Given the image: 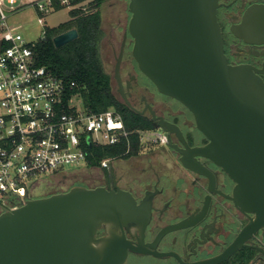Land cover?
Segmentation results:
<instances>
[{
    "label": "flooded vegetation",
    "instance_id": "flooded-vegetation-1",
    "mask_svg": "<svg viewBox=\"0 0 264 264\" xmlns=\"http://www.w3.org/2000/svg\"><path fill=\"white\" fill-rule=\"evenodd\" d=\"M260 5L264 0H218L228 63L262 66L264 41L244 35L246 26L259 27L262 18L249 12ZM115 6L118 11L102 26L100 43L108 52L100 56L110 90L129 118L152 125L166 141L115 159L82 178L79 186L57 193L102 187L115 194L117 208L106 212L93 245L100 258L113 257L116 264H264V225L235 200L238 182L212 157L196 152L209 140L197 128L194 114L138 69L128 0ZM160 122L173 129H163Z\"/></svg>",
    "mask_w": 264,
    "mask_h": 264
},
{
    "label": "water",
    "instance_id": "water-1",
    "mask_svg": "<svg viewBox=\"0 0 264 264\" xmlns=\"http://www.w3.org/2000/svg\"><path fill=\"white\" fill-rule=\"evenodd\" d=\"M217 6L218 0H128L132 55L160 92L194 114L209 140L196 152L238 182L235 200L264 225V62L260 68L227 62ZM249 15L262 21L243 34L264 41V5ZM78 35L72 27L53 43L60 47ZM159 126L173 129L167 122ZM114 195L102 187H74L1 212L0 264H116L113 257L100 258L93 245L106 212L117 208Z\"/></svg>",
    "mask_w": 264,
    "mask_h": 264
},
{
    "label": "built area",
    "instance_id": "built-area-1",
    "mask_svg": "<svg viewBox=\"0 0 264 264\" xmlns=\"http://www.w3.org/2000/svg\"><path fill=\"white\" fill-rule=\"evenodd\" d=\"M87 1V0H84ZM83 1V2H84ZM39 13L70 0H30ZM43 27L36 40L26 39L8 22L0 0V213L30 199L40 175H63L62 166L88 161L96 148L105 149L126 141L130 135L156 144L166 141L158 129L129 130L114 107L92 110L84 102L78 83L53 74L37 62L33 49L46 36ZM118 156L106 155L101 168ZM36 190V189H35Z\"/></svg>",
    "mask_w": 264,
    "mask_h": 264
},
{
    "label": "trees",
    "instance_id": "trees-1",
    "mask_svg": "<svg viewBox=\"0 0 264 264\" xmlns=\"http://www.w3.org/2000/svg\"><path fill=\"white\" fill-rule=\"evenodd\" d=\"M83 1L70 0V3L74 5ZM103 1L89 0V10L71 9L70 20L57 27H47L45 38L36 41L33 45L37 62L65 80H75L79 85V88L75 90L81 91L83 100L90 109L98 111L112 106L121 113L129 130L152 128V125L129 118L110 90L109 76L104 71L100 56V43L104 31L99 7ZM64 6L66 5L57 3L55 9ZM72 27L78 30V37L65 45L56 47L53 36ZM139 150V134L135 132L130 135L129 144L124 141L105 149L96 148L95 157H90L89 160L94 165H99L101 158L107 154L118 157L122 154L128 156L136 154Z\"/></svg>",
    "mask_w": 264,
    "mask_h": 264
},
{
    "label": "rangeland",
    "instance_id": "rangeland-1",
    "mask_svg": "<svg viewBox=\"0 0 264 264\" xmlns=\"http://www.w3.org/2000/svg\"><path fill=\"white\" fill-rule=\"evenodd\" d=\"M117 1L118 0H104L100 5L99 9L102 14L103 27H106L107 19L112 17L116 11H118V7L115 6ZM113 2L116 3L111 5ZM89 7L90 3L89 0H87L82 2L80 6H64L60 9H53L45 13H39L37 9L32 4H30V2H28L15 10H6V12L8 14V22L12 25V27L15 28V30L21 32L22 35L28 40H36L41 36L43 29L37 20L38 16L43 18L46 27H57L58 25L71 19V9L79 8L86 11L90 9ZM100 53L102 57L105 58L108 52L105 48H100ZM105 67H108L107 64H105ZM160 146L161 145L148 140L140 141L141 150H151ZM124 156L125 155L122 154L116 159ZM61 168L63 171H68V173L49 177H46L45 175L38 176L37 179H40V181L37 182V189H34L31 198L48 196L50 194L57 193V191L60 190H67L71 186H79L83 180L82 178H84L86 175H95L97 168H100V166L94 165L92 161L88 160L80 163L66 164Z\"/></svg>",
    "mask_w": 264,
    "mask_h": 264
},
{
    "label": "crops",
    "instance_id": "crops-1",
    "mask_svg": "<svg viewBox=\"0 0 264 264\" xmlns=\"http://www.w3.org/2000/svg\"><path fill=\"white\" fill-rule=\"evenodd\" d=\"M26 1L30 0H3V4L6 10H15L24 5L23 3H25Z\"/></svg>",
    "mask_w": 264,
    "mask_h": 264
}]
</instances>
